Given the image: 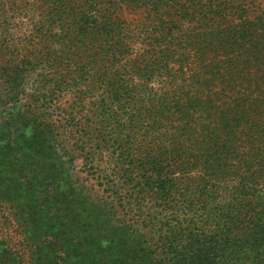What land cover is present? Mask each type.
<instances>
[{
    "label": "rangeland",
    "instance_id": "1",
    "mask_svg": "<svg viewBox=\"0 0 264 264\" xmlns=\"http://www.w3.org/2000/svg\"><path fill=\"white\" fill-rule=\"evenodd\" d=\"M108 1L122 32L71 40ZM120 1L0 0V264H88L76 227L120 232L132 257L245 205L264 221V0L156 34L132 64L105 56L139 42L146 15Z\"/></svg>",
    "mask_w": 264,
    "mask_h": 264
},
{
    "label": "trees",
    "instance_id": "2",
    "mask_svg": "<svg viewBox=\"0 0 264 264\" xmlns=\"http://www.w3.org/2000/svg\"><path fill=\"white\" fill-rule=\"evenodd\" d=\"M238 1H243L242 4H238L239 9L236 7ZM120 3L127 5L131 11H142L146 16L143 22H140L141 28L137 32H132L137 35L138 44L132 39L121 43H107L105 56L111 59L112 63L118 60L123 62L121 61L123 59L126 64L135 63L141 46L151 47L156 34L163 35L169 30L172 33L183 21L202 23L208 18L227 14H235L241 22L247 18V10L243 7L244 0H121ZM118 10H121L119 6L113 5L110 1L104 2L100 16H96L100 22L90 23V25L80 24L71 40L82 44L90 37L99 40L107 35L112 36L116 32L119 34L122 32L121 22L115 18ZM254 26L259 30H264L263 21L256 20ZM244 31L247 33L245 25H242V30L235 32L241 33V37L245 38ZM109 40L107 38V41ZM12 131V125H10L4 137V148H9L14 141L17 148L22 149L24 145L19 141L23 136L19 133V129H16V135L11 137ZM44 198L46 200L47 195ZM254 210L245 205L237 215L217 221L212 225L205 218L199 227L186 226V241L179 245V248L178 243L176 244L177 232L175 231L174 238L159 237L160 239L157 238L159 240L155 244L142 243L132 257H128V254L132 253L128 248V242L120 239L121 233H113L112 229L108 228L105 231L93 227L86 230L76 227L71 229L70 236L74 244H77L78 254L85 256L88 264H244L252 259L254 263H259L264 262V221ZM62 218L60 217L61 220ZM56 220L54 223L48 220L44 226L51 229L58 224V219ZM66 228L69 230V227ZM91 229H97L93 238L95 240L101 238L105 245L91 249L93 252L81 250L80 248L85 244L82 241V237L85 238L84 232L90 235ZM153 245L155 249L152 248ZM245 253H250L252 257L242 256Z\"/></svg>",
    "mask_w": 264,
    "mask_h": 264
}]
</instances>
